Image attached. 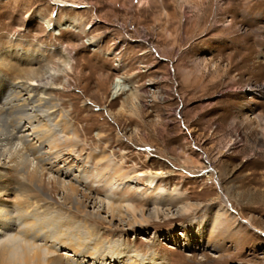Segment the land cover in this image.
Returning a JSON list of instances; mask_svg holds the SVG:
<instances>
[{"label":"rangeland","instance_id":"rangeland-1","mask_svg":"<svg viewBox=\"0 0 264 264\" xmlns=\"http://www.w3.org/2000/svg\"><path fill=\"white\" fill-rule=\"evenodd\" d=\"M116 79L125 87L112 95ZM17 82L42 95L48 87L55 101L41 120L14 126L13 149L4 146L6 158L33 162L41 147L53 161L45 179L55 201L39 218H52L56 237L49 249L35 227L43 255L64 264H264V0H0V107L19 102L9 96ZM45 123L55 147L36 137ZM9 170L14 192L19 175ZM136 175L166 193H145ZM103 178L117 190L110 196ZM226 201L234 219L261 232L240 220L231 238L194 235L189 248L187 232L201 218L212 228Z\"/></svg>","mask_w":264,"mask_h":264},{"label":"bare ground","instance_id":"bare-ground-1","mask_svg":"<svg viewBox=\"0 0 264 264\" xmlns=\"http://www.w3.org/2000/svg\"><path fill=\"white\" fill-rule=\"evenodd\" d=\"M32 72L34 73L36 71L32 70ZM21 83L22 82H17L14 85L16 89L14 90L12 89V92L9 94V96L14 93L15 95L17 94L14 97V99L16 98L19 102H15V101L13 102V99H10L9 101H6V104H7L6 106L4 105V107H0V117L1 115H4V118H5L4 121L2 122L0 121V264H64L57 257L54 258V255L53 256L43 255L42 250H41L42 247L39 246V242L43 240V238L40 237L41 236L40 233L38 232V230L35 229V227H40L37 229L39 230L43 229L45 231L44 245H48L49 249H51L54 243L53 238L56 237L55 230L53 229L52 224H51L52 218L50 219V222H47V221L44 222L45 220L43 221L39 217L42 213L47 212L48 210L46 209V206L44 204L49 203V205H51L55 201V199L52 196V193H53L52 189H54V185H53L54 181L50 182L45 179V166L47 164L52 165L53 161H50V159L47 157L48 156L47 153H45L41 149V147L36 148V149L33 147L35 149L34 150L35 158L32 157L35 161L33 162L29 161L31 158L27 161L26 159L24 161L23 160L20 161L18 158H14V157L6 158L5 151H4L5 145L6 146L9 145L11 147L14 144L13 139L9 138V136H12V135L14 136V131L17 130L16 128L14 129V126L17 127L19 123H21V120H23L24 118H28L31 120L32 119L38 120L41 117L43 118L42 113L46 112V109L47 110L49 109L48 107L50 103H55V101H53L54 99H53L52 94H50L49 92L50 89L48 87H46V89L43 90L45 92V95H42L40 94V92H36L37 87H35L34 89L32 88V85H29V84L23 85ZM124 87L125 85L120 81V79H116L112 84V95L117 94ZM22 89L24 90L23 92H22ZM263 90L264 88L262 87V91ZM61 119H63V121L65 122V118L63 117V115L61 116ZM5 121L7 122V124L6 123L4 124ZM45 124L47 126L49 123L48 124L45 123ZM55 124H57V122H55ZM11 126H13L12 129H11ZM46 126L38 125L35 127V129H37L35 130V133H37L36 137L42 139L41 140L42 143L48 142V144L54 145L55 142H58L56 141L58 139L55 136L57 135V133L55 134L53 132L55 129H53L50 125L49 126L51 128L49 126L47 127ZM52 126H55V125H52ZM65 127L69 128L67 121L65 122ZM74 133L76 135V132ZM74 133H73V136H74ZM20 134H22L20 135V140H22L23 143H27L28 141L29 143H31L30 139H28L29 138L28 135H26L23 132H20ZM51 136H52V140H49ZM29 145H32V144H29ZM33 146H36L35 143ZM55 146L57 145H54V147ZM10 168L14 170V174L19 175V178L17 181V187L14 189L15 190L14 192H10L8 190V189L13 190L8 186L9 182L7 183V181L9 180V177H12L7 172ZM134 178L137 180H141L143 181V183H145L144 184L145 193L148 192L149 189L153 187L155 188V190H157L159 194L166 193V190L164 187L158 185L156 182L154 183L155 177L153 176H150V177L143 176L142 177L141 175H136V177ZM100 183H102L103 186H106V188L108 186V193H107L108 196H110L111 193H115V191H117L115 188H113L112 185L106 183L105 178L100 179L98 181L99 186H100ZM38 193H41L40 195L45 196L44 201L42 200V198L38 196ZM136 198H138L136 199V201L137 200L139 201L147 200V199L143 200L139 196ZM147 198L148 200H151L150 196ZM14 199H16L17 201H14ZM69 199L70 198L68 197L67 200ZM158 199L159 198H157V196L152 198V200H154L155 202H157ZM7 201H10L11 205L7 204L6 203ZM14 206L15 208H13ZM222 206H220L221 208L218 209L216 216L211 220L212 228L204 230L205 227L202 222L203 218H201L198 221L199 227H200L199 231L193 234L189 233V231L187 232L185 239L187 240V246L189 248L192 247L194 238H197L198 235L201 236L202 234H205V233H210L211 234L210 236L212 237L215 236L217 238L218 237L224 238L225 233H230L229 238H231L233 235L232 234L233 232L243 227V224L239 223L240 220H242L243 223H245V225H247L248 227H251V228H254L260 231L258 227L254 226V223L252 222L251 219H247V218H246L247 220H244L242 218L234 219L232 216L233 213L232 214L230 213V210L234 212L233 211L234 209L232 208V206H230L228 201H226ZM180 208L182 209V207ZM131 209L133 211L136 210V208L133 205L130 206L129 210L131 211ZM195 210L196 209L192 210V212L190 213L195 212ZM221 216H224V220L221 218ZM16 220L20 221L21 225L23 224L24 228L23 227L15 228ZM194 235H197V236H194ZM206 240L207 242L210 241L207 237H206ZM111 250H112V254H116L115 255L116 257L120 256L119 255L120 251L118 249V246L115 245V247L114 248L112 247ZM101 252H103V250ZM156 259L158 261V258ZM157 261L155 260V261L149 262V264H160L161 263V261L160 262H157Z\"/></svg>","mask_w":264,"mask_h":264}]
</instances>
